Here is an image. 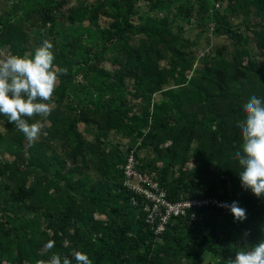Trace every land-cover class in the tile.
Instances as JSON below:
<instances>
[{
    "label": "trees",
    "instance_id": "1",
    "mask_svg": "<svg viewBox=\"0 0 264 264\" xmlns=\"http://www.w3.org/2000/svg\"><path fill=\"white\" fill-rule=\"evenodd\" d=\"M29 1L20 17L0 14V47L9 46L20 58L30 43L26 23L41 40L55 31L63 4ZM135 1L76 4L66 16L70 25L83 15L92 23L100 14L114 17L98 35L103 49L113 44L117 67L112 74L86 69L90 49L83 50L78 62L61 41L56 52L38 57V71L9 75L8 93L0 90V116L6 132L14 130L13 141L24 159L0 160V264H264V69L247 48L237 45L230 57L221 52L202 56L189 77L194 58L176 24L177 19L227 24L213 3L220 1L227 12H253L260 18L254 33L264 48V0H182L171 17L168 11L143 15L133 24L129 18L136 12ZM148 1H155L152 8H169L175 0ZM227 31L237 41L243 38L229 26ZM129 34L146 35L149 43L131 47ZM82 69L93 74L89 87L73 97L75 107L61 109L72 93L73 76ZM51 74L58 78L53 89L47 82ZM127 78L139 100L137 109L123 99ZM51 93L56 105L47 116L46 138L63 139L66 147L62 154L48 155L23 135L32 124L33 106L47 104ZM79 123L94 129L89 143ZM111 130L136 133L137 157L145 147L156 152L137 167L155 172L169 201L211 197L227 207H192L155 235L123 186L120 166L126 152L101 140ZM51 187L56 192L49 193ZM234 246L257 256L230 258L227 253ZM205 253L212 255L208 262Z\"/></svg>",
    "mask_w": 264,
    "mask_h": 264
},
{
    "label": "rangeland",
    "instance_id": "2",
    "mask_svg": "<svg viewBox=\"0 0 264 264\" xmlns=\"http://www.w3.org/2000/svg\"><path fill=\"white\" fill-rule=\"evenodd\" d=\"M99 1L103 0H63V4L59 8L57 20L55 22V31L51 33L47 32L41 40L37 39L38 33L34 31L36 28L32 27L28 22L26 23L30 29H27V32L30 34V43L27 46V49L24 52V57L20 58L16 56L13 50L9 46L0 47V90L7 94L6 91L8 88L6 84L9 80V75L25 73L24 70H36L40 66L38 57L43 56L47 52H56L59 48L61 41L66 42L69 45V54L74 55L78 62L83 60V50L89 48L90 59H88V68L86 69H98L103 70L104 72L113 73L117 67V63L114 62V49L112 42H109L105 45L103 49L100 44L101 41L98 39L100 30L108 26L110 22H114V17L112 15L100 14L96 20L92 23L87 20L83 15L80 22H75L70 25L67 22L66 16L70 9H72L76 4L80 5H96ZM106 1V0H105ZM182 0H175L170 5L169 8L156 6L155 8L151 7V3L155 1L148 0H136L135 14L129 18L131 23L140 22V16L143 15H155L162 16L165 12L168 11L170 17L174 14L177 5L181 3ZM195 0H192L193 2ZM248 3V0H245ZM31 6L29 0H0V14L4 17H20L21 12L25 7ZM220 14H225V18L228 22L218 23L213 22L212 20H200L195 19L188 22H183L180 19L176 20V24L182 26V37L186 50L191 53L194 58L193 66L188 73L190 77L194 69L199 66V60L204 55H216L221 52L222 55L230 57L235 53V49L240 45L249 50L251 56H253L259 63V66L264 69V58L262 53L264 48L258 46L259 36L254 33L255 30H259L261 26L260 18H258L253 12L242 13L236 12H227L226 3H221V6L218 10ZM232 31H235L242 35L243 38H240L238 41L232 35L230 31H227V27ZM61 33V34H60ZM247 38V41L244 40ZM37 39V40H36ZM128 43L131 47L139 48L142 44L149 43V38L146 35L138 34L128 35ZM37 44V48H34V45ZM98 46L99 50H95V47ZM87 50V49H86ZM246 59V58H245ZM56 70V67H54ZM92 72L88 70L87 73L84 72V69L79 70L77 74L73 76V81L71 85V94L67 95L64 98V101L61 105V109L65 108L70 110L71 106L75 107V101L73 97L76 95H82V89L84 87H89V83L92 80ZM132 80L127 78L125 79V85L122 93L124 94V101L127 106L137 109L139 100L132 96ZM47 82L50 88H54L58 84V78L52 74L47 77ZM17 94V93H16ZM7 96V95H6ZM19 98V95H17ZM159 94L155 95V98H158ZM117 101V100H116ZM26 106V101L23 103ZM55 95L51 93L47 97V104L39 106V104L34 105L30 113V118L32 124L28 127V132L23 135V139L32 145L34 148L45 150L48 155H52L54 152L57 154H62L65 151V143L63 139L55 138L49 141L47 137V129L49 127V120L47 118L48 113L51 108L55 107ZM68 107V108H67ZM78 129L83 133L85 142H90L94 136V129L87 128L83 123L78 124ZM0 132L3 134L0 138V160H14L16 157L23 159V155L17 152V147L15 141H13L14 130L7 133L4 126V119L0 116ZM101 140L103 142H110L116 144L120 149L126 152L129 148H134L140 143V138L136 137V133L131 134H121L117 133L114 130H111L105 133ZM24 154V153H23ZM156 157V152L151 148H142L139 151L138 162L145 164L150 159ZM158 166H161L159 161ZM188 168L192 167L191 163L187 165ZM155 172H152L151 175L156 177ZM56 192L55 187H51L49 193ZM239 240H244V234L239 235ZM223 248L218 249L219 253H223ZM227 255L230 258H234L238 261H242L244 258H254L257 256L256 253L246 251L243 247L234 246L231 247ZM212 259V255L205 253L204 262H208ZM4 264H7L5 262Z\"/></svg>",
    "mask_w": 264,
    "mask_h": 264
},
{
    "label": "built area",
    "instance_id": "3",
    "mask_svg": "<svg viewBox=\"0 0 264 264\" xmlns=\"http://www.w3.org/2000/svg\"><path fill=\"white\" fill-rule=\"evenodd\" d=\"M215 8H220V1H213ZM138 157L134 148L126 151L125 159L121 164L123 171V186L132 192L131 203L144 214L145 221L155 235H160L172 218L185 216L192 207L214 206L226 208L227 204L216 198L193 197L169 201L162 185L148 172L138 170ZM191 218L196 219L195 213Z\"/></svg>",
    "mask_w": 264,
    "mask_h": 264
}]
</instances>
